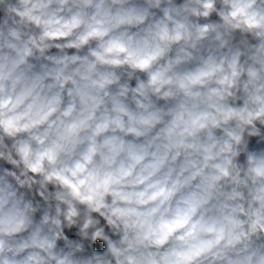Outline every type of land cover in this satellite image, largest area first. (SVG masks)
I'll use <instances>...</instances> for the list:
<instances>
[{
    "label": "clouds",
    "instance_id": "obj_1",
    "mask_svg": "<svg viewBox=\"0 0 264 264\" xmlns=\"http://www.w3.org/2000/svg\"><path fill=\"white\" fill-rule=\"evenodd\" d=\"M0 264H264V0H0Z\"/></svg>",
    "mask_w": 264,
    "mask_h": 264
}]
</instances>
